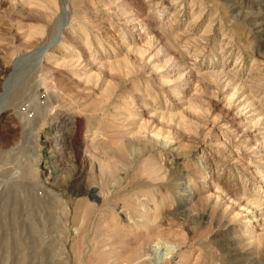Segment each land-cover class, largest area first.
<instances>
[{"label":"rangeland","instance_id":"rangeland-1","mask_svg":"<svg viewBox=\"0 0 264 264\" xmlns=\"http://www.w3.org/2000/svg\"><path fill=\"white\" fill-rule=\"evenodd\" d=\"M0 107V264H264V0H0Z\"/></svg>","mask_w":264,"mask_h":264},{"label":"bare ground","instance_id":"bare-ground-1","mask_svg":"<svg viewBox=\"0 0 264 264\" xmlns=\"http://www.w3.org/2000/svg\"><path fill=\"white\" fill-rule=\"evenodd\" d=\"M4 70V69H3ZM3 108V107H2ZM0 111H1V107H0ZM1 113V112H0ZM104 166H105V164H104ZM103 166V167H104ZM108 166V165H107ZM88 193V195L89 194H91V196H95V194H94V192L93 191H89V192H87ZM87 193H86V195H87ZM193 193V192H192ZM257 214H255V215H253L252 217H247L246 218V223H254L255 221H257ZM261 219V218H260ZM169 253H171L170 252V249L169 248H164V252L161 254L162 256V258L163 257H166V256H168V255H170ZM154 254L156 255V256H158V254H159V252L157 251V249L156 250H154ZM235 255V254H234ZM171 256V255H170ZM168 259V258H167ZM162 261V260H161ZM83 262V261H82Z\"/></svg>","mask_w":264,"mask_h":264}]
</instances>
